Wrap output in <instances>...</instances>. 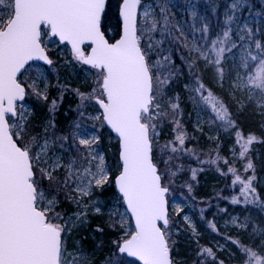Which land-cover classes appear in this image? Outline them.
<instances>
[{"label": "snow or ice", "instance_id": "snow-or-ice-1", "mask_svg": "<svg viewBox=\"0 0 264 264\" xmlns=\"http://www.w3.org/2000/svg\"><path fill=\"white\" fill-rule=\"evenodd\" d=\"M48 42L65 46L66 63L93 78L89 91L71 89L76 118L63 132L56 114L69 88L57 84L59 95L50 99L47 70L36 63L54 65ZM208 70L217 86L227 85L233 98L239 92L264 114V0H116L114 7L111 0H0V264H95L72 236L89 215L102 213L98 193L112 187L109 227L121 234L104 264H175L180 229L173 217L184 208L175 204L169 212L179 171L172 162L185 151L187 133L179 94L170 96L169 88L187 74L183 87L194 107L219 128H237L229 106L205 84ZM30 98L47 104L39 132ZM165 123L174 139L157 151ZM105 128L118 142L114 175L99 150ZM235 134L244 173L251 175L228 169L231 186H239L230 202L264 211L249 158L250 146L264 141ZM65 202L75 210L66 211ZM182 219L195 235L189 217ZM232 223L251 227L249 244L225 237L241 264H264V227L248 218ZM197 257L194 264H225L210 247Z\"/></svg>", "mask_w": 264, "mask_h": 264}, {"label": "trees", "instance_id": "trees-1", "mask_svg": "<svg viewBox=\"0 0 264 264\" xmlns=\"http://www.w3.org/2000/svg\"><path fill=\"white\" fill-rule=\"evenodd\" d=\"M111 3L113 4V7L115 6V1L111 0ZM202 7V6H201ZM114 23V21H113ZM51 56L50 52H48ZM54 65L52 67H47L49 69V73L51 74V86L49 89V98H56L59 95V89L56 87L57 84L60 85H67L69 88V91H67L64 95L63 103L60 104L59 111L56 114V122L58 131H65L68 124H70L75 118L76 113L73 111V109L76 107L78 100L74 93L71 92V89L73 88H79L82 92H87L91 88H80L77 87V85L72 81L70 75L66 73L63 69H61L59 65V60L56 58L54 59ZM177 63H180V61L177 59ZM202 68V65H201ZM187 76V74H185ZM203 80L205 84H207L209 87L213 89V91L219 95L231 108V112L233 115V118L235 120L236 126L238 130L242 133L243 136L247 137L249 134H255L260 132L258 126L255 124L253 119H258V115L254 112L249 111L251 109L250 107H246L248 105L243 106V108H238L233 102L229 99L228 93L226 91V88H220L218 87L212 80V74L211 71H203ZM180 90L179 88H176ZM28 101H30L35 106V116L32 118V123L37 125L33 129L34 132L40 131V125L44 122L47 115V104L41 103L40 101L36 100L35 98H30ZM191 100L185 98L184 102L180 104L182 109V115H181V122L183 125V122L185 118L188 119V122L185 124V128L189 131V121H190V106H191ZM250 108V109H249ZM67 113V115H65ZM257 121V120H256ZM161 140L159 143L154 144V148L159 151V149L165 145L166 143L171 142L174 139V132L173 127L171 124L165 123L161 128ZM185 132L187 130L185 129ZM102 138L100 142V146L103 149V151L106 154L107 160L111 161L115 165V169L113 171V175L116 171V161L118 160V142L113 137L111 140H109V135H112L110 132L107 131V129H102ZM188 138V137H187ZM187 141V139H186ZM189 142V141H188ZM187 142V144H188ZM258 146H261L258 144ZM263 146V143H262ZM185 151L178 152L175 155L176 159L173 160L172 165L175 168H178L179 171H177V174L175 177L172 178V192H174L176 195H188L191 198H193L197 204L198 211H199V217L197 218L198 228L199 230L205 231V235L202 238L196 239V242L191 244V246H188L186 244H180L181 254L183 256V262L179 264H194V261L198 259L197 252L201 247H210L209 241L210 239H215V237L220 236V231L217 228L216 231H213L210 224H214L213 220L217 213V210L214 209L215 205H217L219 208L218 210L223 209L224 204H228L229 208L235 213L239 212L241 208H244V211L246 213H251L253 216H259L261 218H264V211H261V209L254 205H245L243 203L240 204H232L230 202L231 198L233 196H239L237 185L234 189L231 186V181L233 179V176L231 173L228 172V169L230 167L235 168L241 175H251V173H244V167L246 160L237 159L233 163L230 161H227V163L222 164L221 167L219 165L220 161L218 160L217 153H213L212 155L206 156L205 154L202 156H199L198 159L196 158V152L195 149L191 147L184 146ZM200 149V148H198ZM191 150V151H189ZM254 150H256L254 148ZM226 149L220 150V155L222 157H226ZM252 155H254L253 152H251ZM202 161H209V163H204L201 166L204 167L200 168L199 160ZM215 159L217 161L216 164L219 165V169L221 170L223 174V182L219 183L214 188V192L212 194H207L205 188L202 187H196V189H193L192 182L189 178L190 173L193 169L199 168L198 177L203 178L204 171L209 170H215L217 169L215 164L210 163L211 160ZM161 168H163V164L160 165ZM259 172H261V169L255 168V175L256 180L254 181V186L257 189V192L261 198V200H264V184L262 185L261 179L262 176L259 175ZM189 186L191 188V191H189ZM116 194V190L114 187L112 188H106V190L103 192V194H99L102 197H111ZM170 198V196H169ZM242 199V198H241ZM66 211H70L69 204L65 202L61 205ZM92 223L93 226L90 225L89 234H84L81 236L82 242L87 245L86 250L93 253L95 263L96 264H104V261L106 257H110L113 252L115 251L113 240L120 238V232L112 229L109 227V224L111 223L110 219L104 218V217H93ZM97 227L102 228V232L96 231ZM223 232V231H222ZM240 241H242L244 244H249V242L244 241L242 238H240ZM258 242V241H257ZM227 244L229 247H231L234 251L237 252V249L234 245H231L228 241ZM96 245H100L99 247H96ZM201 245V246H200ZM211 248V247H210ZM191 250L192 254H188V251ZM174 252V251H173ZM214 252L216 253L218 260H223L225 264H233L230 261H227L223 254L217 253L214 249ZM178 264V263H175ZM208 264H211L209 261Z\"/></svg>", "mask_w": 264, "mask_h": 264}, {"label": "rangeland", "instance_id": "rangeland-1", "mask_svg": "<svg viewBox=\"0 0 264 264\" xmlns=\"http://www.w3.org/2000/svg\"><path fill=\"white\" fill-rule=\"evenodd\" d=\"M116 2V0H114ZM180 14L177 13V18L179 19ZM48 52L51 54V59L53 58L59 60V65L61 69H63L66 73H68L72 79V81L77 85V87L80 88H91L93 84V78L92 77H86L85 73L81 70V68L78 65H75L74 63H66V61L71 62V55L68 51V49L63 45H58L53 42H48L47 44ZM47 70L48 79L50 81L51 86V74L49 73V69L45 66H42ZM189 77L184 75L182 76L175 84H173L169 90L168 94L170 96L179 94L180 97V104L184 102V99H189V93L184 89L183 85L185 83H188ZM180 90L176 89L179 88ZM219 87V86H218ZM226 91L228 93L229 99L235 104L238 108H243L237 101H243L244 106L248 105L246 107H250L251 109L249 111L254 112L258 115V119H253V121L257 122V126L260 130L258 133H253L255 137H257V141H264V114H262L253 103L248 102L245 96H242L239 92L236 93V97L233 98L229 91L228 86L225 85ZM50 89V87H49ZM27 103L31 106V108L34 110V114L32 118L35 116V106L30 102L27 101ZM89 112H94L95 109L89 108ZM231 111V108H230ZM199 113V115H198ZM232 113V112H231ZM257 120V121H256ZM188 122V119L185 118L183 122V128L184 130H187V141H185L186 147H191L195 149L196 152V158L198 159L199 156H203L204 154L206 156L212 155L213 153H217L218 160L220 161L219 165L221 167L222 164H225V161H230L233 163L235 160L240 159L239 158V146L236 144V129H222L217 126L215 123H209V113L206 111H200L199 109H196L194 105L191 103L190 106V121H189V131L187 128H185V124ZM93 122H88L89 130H91L90 125ZM163 126V125H162ZM159 129V137L157 140V143L161 140V128ZM189 141V142H188ZM188 142V144H187ZM156 143V144H157ZM263 143V146H262ZM261 145V146H258ZM184 145V146H185ZM200 148V149H198ZM251 150L249 153V158L252 160L254 167L256 169H261V172H259V175L262 176L261 182L262 185L264 184V142H254L253 145L250 146ZM254 148L256 150H254ZM226 149V157H222L220 155V150ZM99 150L102 151V153L106 154L99 145ZM251 152L254 153V155L251 154ZM200 160L198 161L200 164V168L202 170L204 169L203 166H201L204 163H201ZM107 166L111 169L112 173L115 169L114 163L107 160L106 158ZM218 164H215L214 166L217 167L215 170H209L204 171L203 178L198 177V172L200 171L199 168L196 169V178H192V172L189 175V178L192 182L193 189H196V187H202L205 188L207 194H212L214 192L215 186L219 184V182L223 181V174L221 170L219 169ZM173 188V187H172ZM99 199L102 202V213L100 215H89L88 217V223L81 227L78 231L73 232L72 239L73 240H82L81 236L86 234H89L90 225H94L92 223L93 217H104L109 219L108 212L113 206V196L111 197H102L100 195ZM169 212L172 213V208L175 204H181L184 208V211L181 212L178 216H174L173 218L177 221H179L177 227L180 229V233L178 236L175 237L176 239V245L173 252V257L175 259V263H182L183 262V256L181 254L180 244H186L188 246H191L194 242H196V239L202 238L205 235V231L199 230L197 218L199 217V211L197 204L193 198L190 196H184V195H176L174 192H171L170 198H169ZM70 211H74L72 205L69 204ZM219 208L217 205H215L214 209L217 210V213L214 217L213 223L217 226V228L222 231H220V236L215 237V239H210L209 245L210 247L217 253L223 254L225 259L227 261L232 262L233 264H241V258L238 252L234 251L229 245L227 244L228 240L225 239V237H231V239H239L242 238L244 241H247L251 243L249 233L251 232V227L247 228L246 230L237 227L232 223L233 217L237 219V222L239 224L245 223L246 218H248L250 223H255L256 225L264 227V218L257 216H253L251 213H246L244 211V208H241L239 212H233L228 204H224L223 209L218 210ZM187 215L189 217V220L191 221L192 225L195 226L196 234L194 235L191 228L188 227V224L182 219L183 216ZM85 234V235H86ZM83 243V242H82ZM84 248L86 249L87 245L83 243ZM201 246V245H200ZM188 254H192L191 250L188 251ZM96 264V263H95Z\"/></svg>", "mask_w": 264, "mask_h": 264}, {"label": "water", "instance_id": "water-1", "mask_svg": "<svg viewBox=\"0 0 264 264\" xmlns=\"http://www.w3.org/2000/svg\"><path fill=\"white\" fill-rule=\"evenodd\" d=\"M49 55V54H48ZM36 63H40L41 65H43V62H36ZM47 66V65H44ZM107 129V128H106ZM108 130V129H107ZM109 131V130H108ZM110 132V131H109ZM112 136L114 137V134H112ZM115 138V137H114Z\"/></svg>", "mask_w": 264, "mask_h": 264}, {"label": "bare ground", "instance_id": "bare-ground-1", "mask_svg": "<svg viewBox=\"0 0 264 264\" xmlns=\"http://www.w3.org/2000/svg\"><path fill=\"white\" fill-rule=\"evenodd\" d=\"M223 181L219 182V183H222Z\"/></svg>", "mask_w": 264, "mask_h": 264}]
</instances>
